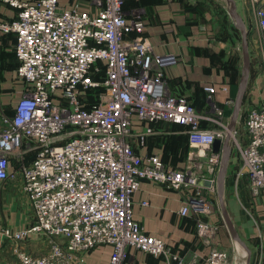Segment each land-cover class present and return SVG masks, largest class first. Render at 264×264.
Listing matches in <instances>:
<instances>
[{
    "label": "built area",
    "instance_id": "2783aa9c",
    "mask_svg": "<svg viewBox=\"0 0 264 264\" xmlns=\"http://www.w3.org/2000/svg\"><path fill=\"white\" fill-rule=\"evenodd\" d=\"M2 1L17 10L14 18L0 20V29L15 35L21 85L13 113L0 102V186L16 187L33 214L25 228L0 231L2 241L15 245L16 264H85L86 253L101 245L112 247L109 264H123L128 248L164 257L166 264H188L164 239L146 233L134 218L133 197L144 180L189 189L208 179L215 190L221 154L212 145L228 134L232 144L236 130L203 126L206 117L223 125L216 87H205V113L214 117L200 115L187 96L171 93L165 71L178 58L154 51L143 35V9L127 12L125 0ZM256 15L264 54V6ZM221 89L227 92L228 86ZM242 108L246 138L239 174L247 175L259 195L264 191V97L252 95ZM136 121L145 128L137 130ZM160 122L185 127L197 148L192 164L173 168L159 154L140 151ZM207 156L212 165L205 173L195 160ZM196 192L179 212L193 211L200 237L211 242L214 227L201 216L214 206L200 189ZM31 236L45 245L39 253L21 246ZM208 264H225L224 254L213 251Z\"/></svg>",
    "mask_w": 264,
    "mask_h": 264
},
{
    "label": "crops",
    "instance_id": "0c3cea01",
    "mask_svg": "<svg viewBox=\"0 0 264 264\" xmlns=\"http://www.w3.org/2000/svg\"><path fill=\"white\" fill-rule=\"evenodd\" d=\"M72 1L61 0L65 5H71ZM212 1L188 0L186 3L185 0H125L124 9L129 12L137 7L142 8L146 22L143 35L147 43L157 53H173L177 56L178 61L165 71L170 92L185 95L196 107L204 108L208 94L205 87L214 86L216 87L214 99L226 113L232 105L234 107L228 100L234 99L235 103L240 79L238 67L231 71L232 68L225 64V59L230 49L236 53L235 48L238 51L239 48L236 45L232 47L230 41L225 40L223 31L226 30V26L222 28L223 26L218 25V14H227L233 22V28L238 29L224 2ZM253 2L235 0L244 22L252 17L249 6ZM258 2L264 5V0ZM16 14L15 8L0 0V20L12 19ZM15 42L13 33L0 29V68H3L4 74L7 75H14L17 70ZM250 54L251 74L246 93L253 92L255 100H258L259 97H264V68L260 58L254 57L251 50ZM223 86H228L227 92L222 91ZM203 126L213 128L205 122ZM144 128L145 125L136 123L137 130ZM154 128L155 133L148 137L144 146L140 147L143 154H159L168 166L183 168L186 164L182 163V159L184 160L183 157L187 155V148L182 146L188 145V165L192 164L190 157L197 148L190 144L185 127L160 122L155 124ZM166 143H169L168 148L172 150L166 149ZM223 151L222 143L219 148L221 155ZM199 158L202 159V157L197 159ZM181 164L183 165L178 166ZM239 170L240 167L231 153L225 181V205L240 237L252 251L250 263L264 264V191L254 195L247 175L240 176ZM10 189L7 186H0V231L6 227L13 230L23 229L33 222V214L28 203L25 202L22 210L17 209ZM198 189L211 198L215 192L204 180L200 181L198 188L189 189H172L160 183L144 180L140 190L133 197L134 218L146 233L164 239L174 252L185 257L188 264H208V257L213 251H219L225 256L226 249L232 240H235L226 225L221 206L219 211L213 204L211 213L201 216L214 227L215 235L211 242L200 237L197 216L193 211L186 216L180 214V209L190 201ZM21 211L24 214L18 213ZM21 246L31 253H39V248H45L35 236L22 242ZM128 253V258L123 264H166L164 257H155L134 248H128ZM111 254V246H98L86 253L85 264H109ZM239 256L241 257V253ZM245 258L247 261L246 251ZM16 261L15 245L9 240L0 239V264H16ZM239 262L244 264V259L241 257Z\"/></svg>",
    "mask_w": 264,
    "mask_h": 264
},
{
    "label": "rangeland",
    "instance_id": "374dc122",
    "mask_svg": "<svg viewBox=\"0 0 264 264\" xmlns=\"http://www.w3.org/2000/svg\"><path fill=\"white\" fill-rule=\"evenodd\" d=\"M213 1L218 2V3L224 2L223 0H213ZM185 2L188 3V0H185ZM251 4L252 5H250L249 8L251 9L252 17L250 19H246V21H245V24H246L248 30H250V32H251L250 36H249V46H250V50H251L252 54L254 55V57L260 58V60L262 62V66L264 68V54H263V50H262L261 37H260L261 29L258 25V18L256 15L257 9L261 6H264V5H261L259 2H253ZM218 25L223 26L222 28H224L226 26V30L223 31L224 36H225V40L230 41V43L232 44V47H233V45L234 46L236 45V47L239 48V51L235 48L236 53H233L232 52L233 50L230 49V53L227 54V57L225 59V64H227V66H229L230 64L235 65V66L233 65L231 71L233 70V68L235 69V67L237 66L239 69V79H241V76L243 73V56H242L241 33L239 30H236L235 28H233V22H232L231 18L229 19L227 14H222V13L218 14ZM232 32H234V34H232ZM20 85H21V83L17 77V70H16V73L14 75L13 74L7 75V73L4 74V69L0 68V99H1L0 102H1V105L6 112L13 110L16 102L20 99V94H19ZM253 94L254 93L251 91L246 93L243 105H244L246 99L251 97ZM208 109H209V105H208L207 101L205 102L204 108H198L197 107V111L200 115L205 116V117L206 116L214 117L213 114L210 112L208 114L205 113V111H208ZM232 110H233V105L224 114L225 116L223 119V125L222 126L218 125L217 123L211 122L207 117L203 118L202 121L211 125L213 128H220L223 130H227V127H228L229 121H230V117L232 114ZM245 138H246V131L244 128V124H243L242 119L239 118L238 123L236 125V130L232 134V149H233L232 150V158L236 160L237 166L240 168L243 164V160H242L241 154H240V149H241L242 144L245 141ZM165 145L167 146L166 149L168 151L172 150V148H168L169 143H166ZM182 147L187 148V151H186L187 155L185 157H183L184 160L182 159V161H183L182 163H185L186 165L185 164L184 165L186 167L188 165V145H183ZM195 161L197 163L201 164V166L205 169V173L208 172L209 166L212 165L210 163V157L209 156L202 157V159L199 158ZM182 165L183 164L178 165V166H182ZM185 167L183 166V168H185ZM219 167H220V164L217 167H215V170H214L215 173H213L214 174L213 176H215L216 178L218 175ZM178 168H181V167H178ZM6 186L11 188L10 190L13 194V201L16 204V206L18 207L17 209L22 210V208L25 207L26 203L22 200L21 194L13 185L9 186L7 184ZM215 188H216V186H215ZM214 191L215 192H213L212 198L209 196L208 197L206 196V197L210 200L212 205L214 204L215 207H217V209L219 211H221L220 203H219V197L217 194V188ZM18 213H20V215H21V213L24 214L23 211L18 212ZM236 245H237L236 240H232L231 244L226 249L227 251H226V255H225V264H240V262H239V259L241 258L239 256L240 250L237 248Z\"/></svg>",
    "mask_w": 264,
    "mask_h": 264
},
{
    "label": "water",
    "instance_id": "95a60500",
    "mask_svg": "<svg viewBox=\"0 0 264 264\" xmlns=\"http://www.w3.org/2000/svg\"><path fill=\"white\" fill-rule=\"evenodd\" d=\"M224 4L228 10V13L232 17L234 24L236 28L240 31L241 37H242V56H243V73L238 85V91L236 94V99L233 107V113L231 116V120L229 123V130L230 132L233 131V129L236 127L237 120L239 118V114L245 99V95L248 89L249 85V79L251 74V54H250V46H249V36H250V30H248L243 18L239 14L237 10V6L235 3V0H223ZM224 144V151L221 155V162L220 167L217 175L216 180V186H217V192L218 197L220 201V206L222 209V214L224 217V220L226 222V225L232 235V237L238 241L247 251L248 258H247V264L250 263V258L252 251L248 247V245L243 241V239L240 237L230 215L225 205V181H226V175L228 170V165L232 153V144H231V135L228 134L227 137L224 140L216 139L212 145V149L214 153H220L219 148L221 144ZM207 185H212V181L208 180L206 181Z\"/></svg>",
    "mask_w": 264,
    "mask_h": 264
},
{
    "label": "bare ground",
    "instance_id": "6f19581e",
    "mask_svg": "<svg viewBox=\"0 0 264 264\" xmlns=\"http://www.w3.org/2000/svg\"><path fill=\"white\" fill-rule=\"evenodd\" d=\"M237 242V247H238V249L240 250V253H241V257H242V259H244V264H247L246 262V258H245V251H246V249L238 242V241H236ZM246 254H247V251H246Z\"/></svg>",
    "mask_w": 264,
    "mask_h": 264
},
{
    "label": "trees",
    "instance_id": "16d2710c",
    "mask_svg": "<svg viewBox=\"0 0 264 264\" xmlns=\"http://www.w3.org/2000/svg\"><path fill=\"white\" fill-rule=\"evenodd\" d=\"M234 64H230L229 67L232 68ZM235 66V65H234ZM234 69V68H233ZM93 101H95V98H92ZM9 113H13V110H10Z\"/></svg>",
    "mask_w": 264,
    "mask_h": 264
}]
</instances>
